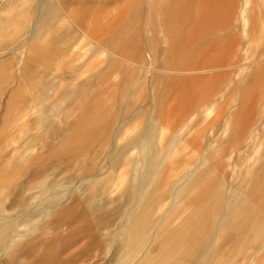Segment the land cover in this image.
Instances as JSON below:
<instances>
[{"label":"rangeland","instance_id":"obj_1","mask_svg":"<svg viewBox=\"0 0 264 264\" xmlns=\"http://www.w3.org/2000/svg\"><path fill=\"white\" fill-rule=\"evenodd\" d=\"M21 1L0 0V229L5 227L0 264H264V222L257 234L251 231L237 240L229 227L240 230L246 222L224 219L226 206L243 197L234 189L235 170L244 169L257 146H264V0L174 4L167 21L160 23L176 36L164 59L148 57L141 44L145 37L136 30L124 43L109 44L119 30L139 21L135 3L26 0L25 10L18 13ZM37 2L51 3L67 28L66 44H43L55 49L51 61L39 60ZM245 8V25L254 39L250 44L240 20ZM12 12L27 27L10 28ZM35 75L38 84L29 85ZM243 77L251 93L248 123L218 141V152L206 157L208 165L201 157L207 139L220 134L233 84ZM151 81L163 82L170 95L163 104L166 115L157 121L144 113ZM15 93L21 99L15 101ZM211 102L214 114L205 117L201 109ZM177 103L180 110L171 112ZM179 112L185 120L194 117L195 124L188 125L193 130L189 145L175 133ZM82 129L91 133L78 136V148L71 152V134L76 137ZM153 138L155 148L147 141ZM169 146L179 156L161 172L166 188L159 186L160 205L126 245L136 194L154 166L167 164V158L157 159L156 150ZM181 156L183 162H178ZM202 170L220 179L205 177L210 181L203 190L200 179L188 182ZM254 183L260 185L243 186V191L255 205L246 199L242 210L264 205L263 197L254 196L264 190L261 182ZM197 191L208 203L185 202ZM205 210L213 221L198 220ZM192 226L197 236L188 239L186 252L171 255L174 242L166 245L168 239H185Z\"/></svg>","mask_w":264,"mask_h":264},{"label":"crops","instance_id":"obj_2","mask_svg":"<svg viewBox=\"0 0 264 264\" xmlns=\"http://www.w3.org/2000/svg\"><path fill=\"white\" fill-rule=\"evenodd\" d=\"M24 1L22 0L19 5H21V10H18V13H21L25 10V7H22L24 4ZM36 1V0H33ZM32 1V2H33ZM186 0H126L122 5H127V4H132L134 6L138 7V12L140 15V19L137 23L132 24L131 27L127 26L123 28V30H119L118 34L114 35L113 38L115 39L111 42L110 45L115 47L118 46L119 44L124 43L125 38L128 37L131 31H137L140 37H145L141 38V44L146 48V51L148 52V57H153L154 59H164L165 53H168L169 51H172L171 48L174 45L175 41V34H172L170 30H166L163 27H160L161 22H166L167 18H169L170 14V7L173 6L174 4H179L180 2H183ZM32 2H29L32 3ZM249 0H245L244 4H247ZM36 4V2L33 3V5ZM37 6H35L38 9L37 17L34 22V28L38 32V35L36 37L35 43L39 44L41 49L40 52L43 54L41 59H39L42 62L46 61H51L54 60V50L48 47H44L43 44H54V45H64L66 44V39L68 38L67 34L65 33L66 29L63 23H59L58 19L55 17L56 14L53 11L51 7V3L47 4V6L43 5L41 6L40 2H37ZM49 5V6H48ZM41 7L45 8L46 10L43 11L41 10ZM169 7V8H168ZM40 9V10H39ZM65 11H67L65 9ZM70 11V10H69ZM17 13V14H18ZM15 14L13 16V12L11 13V18L12 16L14 17L12 19V24L11 27H16L18 26L19 29H22V27H27L25 26L24 22L19 19V15ZM70 18V17H69ZM44 26V28H43ZM159 55V57H157ZM33 69V66L28 65V69ZM29 71V70H28ZM29 73H27L28 76ZM35 77V78H34ZM32 78V82L29 83V85H37L38 82H36L39 78V75H35ZM150 106L148 108L147 112H144L147 116H152L151 119L156 120L158 119V114H156V110L158 106L156 105V102H158V105L164 104L165 99L167 97H170L169 93L166 91L165 86H163V82H152L150 83ZM236 86H238L239 93H236ZM247 92V93H246ZM156 93H158V96H156ZM16 94V93H15ZM178 102L181 101V95L176 94ZM15 101L17 99H21V94H16ZM251 93H250V85L246 84V78H239L234 82L233 88H232V100H231V106H230V112L227 114L226 118L223 121V125L220 131V134H218L217 137L215 138H209L207 139L208 144L205 149L206 153L204 155L202 154V160H207L206 162L210 163L209 159L206 157H213L215 153L218 152V148L220 146L221 142H218L219 140H223V138H228L230 135L233 136L237 134V131L239 130V127L246 125L248 123L250 114L252 112L251 108ZM171 107V106H169ZM181 106L177 103L176 105H173L169 110L174 113H178V110H180ZM174 110V111H173ZM215 111V104L214 103H209L205 106L202 107L201 113L205 117H208L212 114H214ZM179 117L182 118L180 120L178 129L175 131L176 135L182 139L184 144H188V137L190 136V132L193 130L188 129L189 122H193L194 117H191L190 119L185 120V116L183 118V115L181 112H179ZM164 115V113H163ZM161 116V114H160ZM244 122V123H243ZM195 124V122H193ZM262 147V148H261ZM162 148V147H160ZM170 149L169 147L162 148V149ZM214 152V155H210ZM178 162H183L182 159L184 157L178 158ZM211 164V163H210ZM236 165H240L237 164ZM211 167V166H210ZM209 167V168H210ZM211 169V168H210ZM235 175H234V180H235V188L234 189H239L236 186H240L241 184L245 186L249 183H253L254 181L256 182H261L262 189H264V146L258 145L256 150L254 151L252 157H250L249 161L245 164L244 169H240L237 167L235 170ZM211 171H200L199 173L196 174V177L198 179H203L207 176H210ZM243 173V176L241 177L240 175ZM165 177V176H164ZM212 179H220L216 178L214 175H211ZM186 179V178H185ZM144 180V179H143ZM149 180V179H148ZM167 180V179H166ZM184 181V180H182ZM145 182L142 181L141 185L143 186ZM166 183V181H165ZM140 185V187H141ZM146 186V184H144ZM166 188V184L165 187ZM139 191L137 192V201H140V196ZM146 191H149V189H145ZM144 191V190H142ZM163 191V190H162ZM264 191V190H262ZM257 192V197H263L264 200V192ZM253 196V194H251ZM256 195V194H255ZM163 197V196H162ZM135 200V201H136ZM162 200V198H161ZM160 200V201H161ZM135 208H140V204H135ZM159 205L155 206L157 209ZM262 211L264 212V205L262 204ZM5 232V227L3 229H0V235Z\"/></svg>","mask_w":264,"mask_h":264},{"label":"bare ground","instance_id":"obj_3","mask_svg":"<svg viewBox=\"0 0 264 264\" xmlns=\"http://www.w3.org/2000/svg\"><path fill=\"white\" fill-rule=\"evenodd\" d=\"M248 14L249 13L247 12V9L245 8L241 12L240 20L242 23L241 27H242L243 33H244V35L246 34L247 44H250L253 42L254 39L250 37V34H248L249 28H247L245 25V21L248 18ZM43 28H44V26H43ZM156 96H158V93H156ZM169 98L170 97H167L165 99V102H167ZM155 102H156V105L159 107V108H157L155 113L158 114L159 116H160V114L162 116L163 113L166 115V112H165L166 109H164L163 103L161 105L160 104L158 105V102L157 101H155ZM162 107H163V109H162ZM162 110H164V112ZM87 121H89V120H87ZM86 130L82 129L81 131H79V135H77L76 137H75L74 133L71 134V137H72L71 143H70V151L71 152L74 151L76 148H78L77 144H79V143L74 144V141H76L78 136L81 137V135H87V136L90 135L91 132L88 130L86 131ZM154 139L155 138H153L152 140L147 139V141H151L152 142L151 146L155 148V146H153L154 145L153 144ZM160 149L161 150H158V149L156 150V156L158 157L157 159L161 160L163 158L165 160L167 158L168 159L167 164H165L164 167L159 168V169L156 166H154L153 170L149 174L148 183L146 184V186H144L142 188V190H144V191L140 190V192H139L140 196H138V197H140V201H138V204H140L141 207L140 208L134 207L132 209V213L130 214L128 222L130 224L131 230H126V232H125V237L127 239L126 245H128V242L131 244L132 240L137 236V233H139L141 231V229L143 227H145L146 224H149L151 222V215L154 218L153 214L155 211H157L155 206L160 205V202H161L160 200L162 198V196L159 194L162 188L159 186L165 184L163 181V179H164L163 175L164 174H162L161 172L165 173V170L167 168H170L171 165L173 164V162L175 160H177V157L179 156V152L174 150V147H171L170 149L167 148V150L165 152H163L162 148H160ZM163 168H164V171H162ZM188 178H186L185 181H187ZM197 178L198 177H192V178H190V180L188 182H191ZM214 180L215 179H212L213 182H215ZM208 181H210V179H208V178H203V179L199 180L198 184L202 190H203L202 187H204V184L208 185ZM256 185H260V183L259 184H255V183L254 184L253 183L247 184V186L250 189ZM182 188H184V187H181V189ZM241 188L242 189H239V190L236 189L240 193V195L243 196L241 201L239 202V204L232 203V204H229V206H226V211H225L226 216L224 218V219H227L228 221H232L234 224H236V222H238V221L246 222V224H243V226H241L240 230L238 228L233 230L235 225H230L229 230L231 233H233L237 236V240H244V238H246L247 235L248 236L251 235V231H252V233L254 232L253 233V236H254V234H257V231H259L258 229H260L259 228L260 224L264 222V212L262 211V209H260L258 207H255L257 209L250 210V211L249 210L246 211V210L241 209L242 208V207H240L242 204L241 202L242 201L245 202L246 199L248 200V202L255 205V203L246 196L245 192L243 191V189H244L243 185H241ZM145 189H147V190L149 189V191H146ZM199 191L195 192L194 194H191V196L189 195L187 197V199L185 200V202L193 201L195 204H199V205H203V203L204 204L208 203L202 199V195L198 193ZM254 196H257V194ZM234 206L235 207L238 206L239 209L238 208L235 209ZM228 208H234V209L233 210H231V209L227 210ZM200 213H201V215H200V217H198V220L200 222L203 221V223L206 220V218L212 219V217H213L212 215H210L211 212L209 213V211H206V210L203 213L202 212H200ZM212 221H213V219H212ZM205 228H207V226H205ZM195 229L196 228L194 226H192L189 230H187L184 233V236L186 237L185 239H182L181 237L180 238H177V237L173 238L172 237L171 241H170V238L168 239V243H166V245H170L174 242L173 245H171V246H173V248H170V250L172 251L171 255L176 256V254L180 255V254L186 252L185 246H187L188 239L190 241V240L195 239V237L197 236ZM181 239L184 240L183 243H181ZM200 244H201V241H200ZM123 247H125V245ZM239 248L241 249V247H239ZM122 249L123 248H121V250ZM155 263H157V261L153 260L152 262L146 263V264H155ZM213 264H216V260L214 261Z\"/></svg>","mask_w":264,"mask_h":264}]
</instances>
